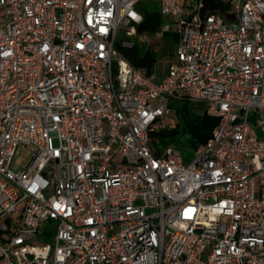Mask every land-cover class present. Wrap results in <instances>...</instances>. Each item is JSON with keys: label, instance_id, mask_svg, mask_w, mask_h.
<instances>
[{"label": "built area", "instance_id": "2783aa9c", "mask_svg": "<svg viewBox=\"0 0 264 264\" xmlns=\"http://www.w3.org/2000/svg\"><path fill=\"white\" fill-rule=\"evenodd\" d=\"M145 1L0 0V264H264V0ZM171 28L160 80L122 52ZM172 101L218 119L188 162Z\"/></svg>", "mask_w": 264, "mask_h": 264}, {"label": "rangeland", "instance_id": "374dc122", "mask_svg": "<svg viewBox=\"0 0 264 264\" xmlns=\"http://www.w3.org/2000/svg\"><path fill=\"white\" fill-rule=\"evenodd\" d=\"M144 5L149 10H152L156 2L146 0ZM182 10L185 15L189 12V6L185 3V0L182 1ZM178 38L179 32L171 28L162 32L159 37L150 34V41L144 43L145 47H149L155 52L156 63L154 70L156 72H161L168 66V62L174 52V43ZM208 106L206 102L188 101V112L182 113L177 109L178 113L175 112L171 116H166L164 120H158L156 130L159 131L162 137L158 143L152 141L154 146L161 147L162 150L166 146H173L181 152L183 161H190L194 154L202 149L205 141L210 136L209 132L218 122L216 117L207 113ZM250 114L253 115L252 112ZM252 126L264 138V120H261L258 125L255 121H252ZM153 138L158 137L152 135L151 139ZM32 152L33 149L30 145H19L13 156L12 169L19 170L25 167L31 159ZM52 236V234L46 235L45 240L51 241Z\"/></svg>", "mask_w": 264, "mask_h": 264}, {"label": "trees", "instance_id": "16d2710c", "mask_svg": "<svg viewBox=\"0 0 264 264\" xmlns=\"http://www.w3.org/2000/svg\"><path fill=\"white\" fill-rule=\"evenodd\" d=\"M218 1L220 0H209L207 6L211 8L212 6L216 5ZM162 21L163 17L158 7L154 5L152 10H144L143 21L138 26V31L154 32L162 24ZM122 52L134 66L143 69L147 73L153 71L156 63L155 52L149 47H145L143 42L136 41L131 48L122 49ZM187 103L188 101H173L170 103V105L176 109V113L179 112L177 109H179L182 113H186L189 111ZM152 135L157 136L159 140L162 137L157 130H153L151 132V136Z\"/></svg>", "mask_w": 264, "mask_h": 264}, {"label": "crops", "instance_id": "0c3cea01", "mask_svg": "<svg viewBox=\"0 0 264 264\" xmlns=\"http://www.w3.org/2000/svg\"><path fill=\"white\" fill-rule=\"evenodd\" d=\"M164 19V18H163ZM163 32H165V31H163ZM162 33V32H161ZM160 33V34H161ZM178 41V40H177ZM177 41H175V43H174V47H175V45H176V43H177ZM173 58H171L170 60H169V62H168V64L171 62V60H172ZM168 67V66H167ZM167 67H165L161 72H156L154 69H153V72H155L156 73V76H157V79L158 80H160L163 76H164V74L166 73V70H167ZM175 110H174V108L172 107V113L170 114V115H166V116H171L173 113L175 114ZM166 116H164L163 118H161V120H164L165 119V117ZM160 120V119H159ZM250 121H251V123H252V121H255V123L258 125V123L260 122V121H258L257 119H256V114H254L253 113V115H251V117H250ZM214 127V126H213ZM212 130H213V128L211 129V131L209 132V134L211 135V132H212ZM257 133H258V131H257ZM258 136L261 138V139H264V138H262L261 137V135L258 133ZM153 139H155V138H153ZM152 139V140H153Z\"/></svg>", "mask_w": 264, "mask_h": 264}]
</instances>
